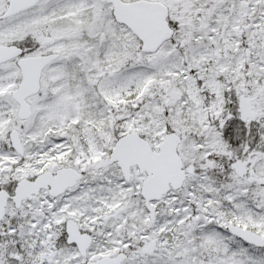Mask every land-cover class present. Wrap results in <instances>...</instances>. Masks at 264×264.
Listing matches in <instances>:
<instances>
[{"label":"snow or ice","instance_id":"1","mask_svg":"<svg viewBox=\"0 0 264 264\" xmlns=\"http://www.w3.org/2000/svg\"><path fill=\"white\" fill-rule=\"evenodd\" d=\"M0 264H264V0H0Z\"/></svg>","mask_w":264,"mask_h":264}]
</instances>
